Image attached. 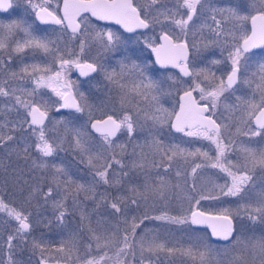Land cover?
<instances>
[{"label":"snow or ice","instance_id":"snow-or-ice-1","mask_svg":"<svg viewBox=\"0 0 264 264\" xmlns=\"http://www.w3.org/2000/svg\"><path fill=\"white\" fill-rule=\"evenodd\" d=\"M167 2L168 0H149V3L140 5L136 0H64L63 16H58L54 10H50L51 0H41L39 3L27 0V4L33 9L41 24L63 25L71 30V39L77 38V34L81 32L82 24L85 25V32L87 31L89 16L84 14H90L97 20L114 21L121 25L126 32L148 29L154 23L172 25L177 33H173L171 29H162L159 37L162 43L157 45L154 40L151 43L147 41L145 43L155 54V63L161 68L168 66L178 68L183 76L192 77L194 87L185 90L180 96L178 112L169 111L159 104L158 97L155 95L159 90L158 83L146 75L144 66L130 57H125L124 60L119 61V72L115 68L109 70L103 63H98L95 59L92 62L87 60L81 62V58L86 54L88 42L85 39H80L79 52L76 54V58L65 59L58 46L55 49L52 47L55 41L37 35L33 26L24 19H12L7 23L0 21V51H7L11 44V53L21 54L28 49H32L34 52L39 50L45 55L52 54L54 60L59 62V70L47 77L40 75L36 78L35 74L41 71L52 73L51 66L41 69L40 65L37 64H25L19 72L10 71V76L13 79L23 81L29 76L33 77L34 88L31 90L19 89L27 98L16 95L18 91L16 88L9 91L0 86V97H8L14 100V104L6 105L8 111L16 109L17 106L25 111L19 121L13 123L10 131H28L35 138L31 143L26 140L22 141L23 148H13L12 151H15L18 156L22 151V158L26 162L30 159L32 168L41 170L40 180L47 179L49 184L46 192H43L40 186L32 187L26 202H30L35 193H42L45 203L51 200L53 209L59 212L57 220L60 222H63L67 212L66 201L69 198L74 204H78L79 197L83 193L84 200H92L97 209L102 202H108V197L104 194L100 196L99 201L96 199L97 186L103 184L110 187H122V181L124 177L128 176V172L123 170L126 165L121 159H117L114 151L111 154L106 153L115 147H120L123 151L124 145H117L113 138L122 129H126L128 135L131 136L138 126V118L143 112L144 119H150L154 124L163 126L171 123V127L176 132L184 133L188 137H200L210 141L215 146L216 154L213 157L209 155V152L202 151L200 148L193 151L181 147L180 144L165 145L161 139L153 137L149 147L152 149L153 156L159 155V161L149 160V154L143 151L142 146L137 145L141 147V152L137 154L134 151L133 155H139L140 159L132 162V168L150 171L151 168L165 167L167 171L176 159H183L187 162L188 157H203L204 162L197 163L192 168L194 177L198 169L210 167L225 173L230 179V183H213V188L219 189L218 193L199 194L198 199L189 196V202L195 199V204L199 205L202 200L219 201L221 196L234 197L237 198V207L235 209L224 207L215 214L193 207L189 209L190 216L187 214L172 216L167 212L149 216L145 213L139 219L136 217H133L131 221L124 219L123 228L119 224L104 227L107 221L98 220L97 227L102 229L100 232L92 226L91 213L82 209L80 231L87 229L89 242L85 245V257L82 258L77 255L76 259L80 261V264H104L106 260L111 259L108 250L115 247L116 264H132L127 257L131 254L135 260L137 248L141 256L140 264H145V254L157 259L161 254L169 258L181 256L193 261V264H196V261H199V264H204L205 260L215 250L216 246L211 239V237H215L217 242H223L225 254L229 250L233 253L232 259L227 264H264V232L258 235L246 234L244 231L237 232L233 224L234 218L240 217L241 214L245 215L253 224L257 222L264 224V175H262L259 185L254 179L257 170L264 174V144L253 146L250 142H241L238 150L243 163L234 162L228 158L227 153L232 150L235 141L230 140L225 143L222 132V129H228V125L217 123L212 118L226 92L231 90L235 95L234 86L248 85L251 88L255 84L251 97L247 99L237 97L236 99L239 101L237 105H225V107L230 112L239 110L246 117L241 122L247 131H241L238 127V135L249 138L260 137L261 140H264V60L256 64V70L249 76L252 58L245 55L252 49L264 47V0H259V7H257L256 0H253L251 6L255 10V14L251 16L242 15L236 7L213 6L209 4L208 0H175V7L173 8L167 7ZM14 3L15 0H0V12H9L13 9ZM153 8L156 10V15L149 18V10ZM209 11L212 13L210 19L215 27L206 21L197 25V21L203 20L205 13ZM217 14L222 17V20L217 19ZM161 17H163L162 20ZM249 20L251 22L250 35L245 27ZM231 21L237 23L233 25L232 30L226 31L222 27V23L227 24ZM65 22H67L66 25ZM204 28H207L217 38L206 41L205 48L209 45L218 46L223 58L212 59L210 63L220 65L225 61H230V71L227 72L226 79L224 76H217L207 66L200 68L189 66V33L191 32L193 37L197 32L203 35ZM237 32L239 36H237ZM220 37H231L232 43L229 44L227 39L221 43ZM93 39L105 52L114 51L122 43L121 36L111 30L98 31ZM192 47L195 48L196 44L193 43ZM226 50L227 56L224 57ZM9 61H11V55H9ZM3 66L4 60L0 58V68ZM70 66L80 69L82 76L99 71L103 73L106 80L119 89L121 108L124 110L119 120L112 115H108L106 119L92 120L91 110L84 94L79 93L80 100L84 101L82 105L71 93L72 82L65 79L67 69ZM200 77L203 79H199ZM169 79L175 81L173 76H169ZM42 87L51 88L64 101L61 105L62 108H73L77 113H83L86 108H89L88 121L80 127H74L71 126L72 120L61 118L59 121H53L52 127L49 128L45 124V120L48 118L49 101L43 99L38 91ZM196 91L199 92V100L193 96V92ZM257 94L259 100L256 99ZM149 96H151V101L155 102L151 105L154 109L151 113L143 111L139 107V101H148ZM133 108L135 112H133ZM173 116L175 117L174 121L172 120ZM29 117L30 119H28ZM253 122L255 127H253ZM88 123H91V129L95 133L100 134L102 142L99 145L94 143V138L87 127ZM24 124L28 125L27 130L23 128ZM60 125H63L62 133L59 130ZM7 127V124H0V129ZM50 133H54V135H50ZM69 136H71L74 149L80 154V162L86 163L92 172L91 182H80L62 164H49L45 159L62 150L63 144ZM15 139L14 135L0 134V147H7L9 142ZM33 149L38 154L37 156H33ZM114 166H119V173L112 171ZM49 169H51L50 178L46 175ZM175 175L178 178L175 187L179 188V178L183 174L177 170ZM20 179L21 175L17 174L16 181L19 182ZM156 179L157 183L146 182L143 189L136 186L128 188L130 197L114 198L110 203L112 210L110 215L120 213L121 205L128 198L131 199L132 204H137L139 200L147 201L150 198L167 201L171 188L170 182L165 181L164 177L159 174H157ZM27 183L28 181L24 180V184ZM22 191L23 188H21ZM192 191H196L195 184L192 186ZM54 193L60 198L56 199ZM0 211L6 212L18 224L15 235L8 236L9 257L7 264H15L12 258L14 247L12 242L17 237L22 242L27 241L32 230V224L29 221L31 213L25 214L23 209L17 210L15 206H10L5 202L3 197H0ZM148 220L162 221L166 224H206L211 228V237H193L190 235L188 237L190 243L185 247L179 242L171 243L169 240L162 239L159 228L145 227L142 232L138 233V229H141V226ZM93 243L98 255H93ZM32 248L43 253L46 245L33 239ZM56 251L62 253L67 264H70L72 254L78 252L79 249L77 243H72L69 247L66 246L65 242L61 243ZM39 264H47V260L42 256ZM57 264H60V261H57ZM148 264H152L151 259H149Z\"/></svg>","mask_w":264,"mask_h":264},{"label":"rangeland","instance_id":"rangeland-1","mask_svg":"<svg viewBox=\"0 0 264 264\" xmlns=\"http://www.w3.org/2000/svg\"><path fill=\"white\" fill-rule=\"evenodd\" d=\"M4 19V16H0V21L5 23L12 19L20 18L13 17L7 18L6 20ZM33 28L37 35L45 36L49 40L55 41V44L52 45L54 49L57 46L61 47L63 43L61 37V34H63V29L61 27L33 25ZM86 34L87 31L85 32L84 25L83 29H81L80 35L84 37ZM65 36H67V34H65ZM63 39L66 41L70 38L67 36V38L64 37ZM84 39L88 42V47H86L85 56L81 59L91 62L95 59L96 62L103 63L106 67H108L109 70H111L110 67L113 65L110 63L108 64V60L115 59L116 61H120L122 56L125 54V51H129L132 48L134 49L132 51L135 52L137 49V45H133V43L129 41V38H125L127 39V42L122 41V43L111 52L103 51L99 44L93 38H90L89 35H86ZM153 40L154 38L140 40V56L143 54L142 57H140V64L146 68V75L152 80L156 81L159 85V90L155 93V95L158 97L159 104L169 111H173L176 106V95L178 92L186 88V80L184 78H179L176 74L169 71L163 73V80L159 78L162 82L158 79V75H156L149 54H147L145 43L146 41L151 43ZM70 49H72V46H64L65 53H63V56L65 59L76 58V54H70ZM28 50H26V52H28ZM115 51L122 52L113 54V56L112 53ZM60 52L62 54V50H60ZM40 53L41 51L39 50H36L33 54L31 53L34 59L28 56H26L24 59H20L19 57L22 56L23 53L15 54L11 53V50L9 52L0 51V58L4 60V66L0 68V86L5 87L9 91H11L12 88H16L18 89L16 95H21L24 96V98H27L25 94L19 91V89L26 88L31 90L34 88L35 84L33 77L29 76L23 81L19 79H13L10 76V71L19 72L25 64H37L40 65L41 69L46 66L52 67V73H45L43 71L36 73L35 77L38 78L40 75L47 77L48 75H52L56 70H59V68L55 67L54 65L56 60H54L52 54L45 55L43 52L41 54ZM9 55H11V61H9ZM41 58L45 59V62L41 63ZM261 60L262 55H258V58H256V64ZM256 64L252 62V67L248 73L249 76H251V73L256 70ZM119 71L120 70H118V72ZM98 72H96L97 74L95 76L86 78L84 80H80L72 76L71 73H68L65 75V79L72 82L71 89L73 90V94L77 98L78 102L82 105L84 104V101L80 100L79 93L84 94L86 102L91 110V117L100 116L108 112H114L117 116H120V119L124 111L121 108L120 91L105 79L103 73ZM169 76L175 77V81L169 79ZM96 77L97 79L95 80ZM5 81H7V83H5ZM254 88L255 84H253L251 88H249L248 85L235 86V95H233L231 90L226 92L221 98V102L217 109L215 110L214 117L218 119L219 123L228 125L227 130L222 129L225 143H228L230 140L235 141V144L232 145V156L229 158L234 162L239 161L240 163H243L238 150L241 142H250L253 146L264 144V140H261L260 137L249 138L238 135V127L241 129V131H247V128L241 122L242 119H246V117H244L242 112L239 110L230 112L229 109L225 107V105H237L239 103V101L236 99L237 97H242L245 99L251 97L253 95ZM38 91L39 95L42 96L43 99L49 101V109L53 108V106L58 103L59 96H57L51 88L42 87ZM256 99L259 100L258 94L256 95ZM153 103L155 102H152L151 96H149L148 101H139V107L143 109V111L151 113L154 110L151 106ZM10 104H14V100L8 97H0V124L8 125L7 128L0 129V134L14 135L16 138L14 141L9 142L7 147H0V197H3L5 202H7L10 206H15L17 210L23 209L25 214L31 213L29 221L32 224V230L30 235H28L26 242H22L18 237L12 242L14 245L12 249V258L15 264H39L42 256L46 260H61L64 264H67L64 255L56 251L60 244L65 242L66 246L69 247L72 245V243H77L79 251L72 254V260L70 264H80V261L76 259V256L79 255L82 258L85 257V245L89 242V234L87 229L85 228L83 231H80L81 210L86 209L89 213H91L92 226L97 228L98 232L102 231L101 228L97 227L98 220L107 221L104 227L114 226L118 224L117 221L119 220L116 219V214L110 215L112 212L110 208L111 201L116 197H130L131 194L127 191L130 187L136 186L143 189V185L146 182L157 183V174L163 176L165 181L170 182L171 188L168 200L161 201L159 199L153 200L150 198L147 201L139 200L137 204H132L131 199L128 198L126 202L121 205L120 217L124 215V218H128V214L125 211L135 206H139L138 208H140L139 210L141 212H146L151 216L160 215L162 212H168L169 208L177 209L180 207L181 211L178 213V215H188L189 209L194 206L203 211L211 213H217L221 208L224 207H230L233 209L237 207V198L234 197L221 196L219 201L202 200L199 205L195 204V199H192L191 202H189V196L198 199L199 194L208 195L209 192L212 194L218 193L219 189H214L213 183H230V179L219 169H198L197 174L194 177L192 175V168L197 163H203V157H188L187 162H185L183 159H176L174 160L172 167L167 171L165 170V167L151 168L150 171L147 169L143 171L139 169L134 170L132 168V162L134 160H139L140 157L139 155H133V153L134 151L137 154L141 152V147H138L137 145L142 146L143 151L149 154V160L155 159L159 161V155L153 156L152 149L149 147V143L153 137H158L164 142L165 145L180 144L181 147H185L193 151L196 148H200L202 151L208 152L212 150L214 146L211 142L203 138L188 137L181 132H172L169 130L168 124L161 126L154 124L150 119L145 120L142 112L141 116L138 118L139 124L131 136L128 135L126 129H122L118 133L120 134L121 138L123 137V140L119 143V145L126 146L124 147L123 151L121 150L123 153H117V151L113 149L117 159H121L123 164L126 165L123 170L128 172V176L124 177L122 181V187H110L103 184L98 185L96 189V199L99 201L102 194L107 195L108 197V202H102L98 209L92 200H84L83 193H81L79 197L78 204H74L72 199L69 198L66 201L67 212L63 222H60L57 220L59 212L53 209L51 200L45 203L42 193H35L31 201L26 202L32 187L40 186L43 189V192H46L49 184L47 179L43 181L40 180L42 175L41 170L33 169L31 160L29 159L26 162L22 158V151L20 156H18L15 151H12L13 148L22 149L24 146L22 141L26 140L27 142L31 143L35 138L32 137L28 131H10L13 123L19 121V119L25 114L24 109L19 108L18 106L16 109L8 111L6 105ZM89 108H86L83 113H77L75 109L64 112H48V118L46 119L45 124L51 128L53 121H59L61 118H66L72 120L71 126L80 127L89 119ZM132 110L135 112L134 108ZM26 126L27 124H24L23 126L25 130L28 128ZM59 130L61 133L63 132V125L59 126ZM50 135H54V133H50ZM92 136L94 138L95 144L99 145L102 142L100 136L94 134H92ZM118 140L119 136L114 139L116 144ZM32 154L33 156L38 155L35 153L34 149L32 150ZM106 154H111L110 150ZM45 159L49 164H62L69 171V173L80 182L88 183L92 181V172L86 163L82 164L80 162V154L74 149V146L71 143V136H69V138L64 142L62 150H59L54 154V156L47 157ZM165 164H167L166 161ZM177 170L183 174L179 178V188L175 187L178 182V178L175 175ZM112 171L119 173V166H114ZM17 174L21 175L19 182L16 181ZM46 175L50 178L51 169L48 170ZM262 175L264 174H262L260 170H257L254 179L258 185ZM33 177H35V179H33ZM24 180H27L28 183L24 184ZM193 184H195V192L192 191ZM21 188H23L22 192ZM54 197L56 199L60 198L59 196H56L55 193ZM94 209L95 211H93ZM123 221H119L120 225L123 224ZM233 224L237 232L244 231L246 234L254 233L257 235L264 232V224L259 222L253 224L243 214H241V216L238 218H234ZM17 226V222L13 218H10L7 213L0 217V264H7L9 257L8 236L15 235V229ZM145 227L159 228V234L162 239L169 240L171 243L179 242L185 247H187L190 243L188 239L190 235L193 237H209L206 229L204 230L194 228L189 224H166V222L162 221L148 220L147 222L145 221L143 226H141V229H138V233L142 232ZM33 239L46 245L45 251L43 253H40L38 249L33 250ZM212 242L216 246L215 250L205 260L204 264H227V262L231 260L233 256L231 250L225 254L223 242H217V240H212ZM112 249H114V247L108 250L109 257H111ZM93 255H98L95 252L94 243ZM127 259L131 261L132 264H140L141 256L139 249H136L135 260H133L131 254L128 255ZM149 259H151L152 264H193V261L181 256L169 258L161 254L157 259L156 257H149L148 254H145V264H148ZM106 261L109 263V259ZM196 264H199V261H196Z\"/></svg>","mask_w":264,"mask_h":264},{"label":"flooded vegetation","instance_id":"flooded-vegetation-1","mask_svg":"<svg viewBox=\"0 0 264 264\" xmlns=\"http://www.w3.org/2000/svg\"><path fill=\"white\" fill-rule=\"evenodd\" d=\"M33 2L34 3H39V2H41V0H33ZM136 2L139 3L140 5H145V4L149 3V0H136ZM208 2H209V4H211L213 6H216V7H236L240 11V13L242 15L251 16V15L255 14V10L251 6L252 3H253V0H208ZM61 4H62V0H51V3L49 5L50 10H54L58 16H62L61 10H60ZM256 4H257V7H259V0H256ZM157 7H159V6H157ZM167 7H169V8L175 7V0H168ZM84 15H88L89 16V25H88V29H87V34L86 35H89L90 38H93L95 36L96 32H98V31H105L106 32L108 30H111V31L119 34L121 36V38H122V41L127 42V39H125V38H129V41H131L133 43V45L134 44L137 45V49H136L135 52L132 51V50H134L132 48L129 51H125L124 52L125 54L122 56L120 61L124 60L125 57H130L132 60H135L137 63L140 64V57H142V55H143L142 54L140 56V40L154 38L155 43L158 45L159 43H161V40L159 39V37H160V35L162 33V29L163 30L171 29L173 33H177V30H175L172 27V25H170L168 23H165L163 25L160 24V23H154L148 29H137L135 32H126L125 30H123L116 23L104 22V21H101V20H97L96 18L91 17L90 14H84ZM142 15H143V12H142ZM155 15H156L155 8L150 9L149 10V18H151V17H153ZM211 15H212V13L210 11L206 12L204 19L203 20H198L197 21V25H199L200 23H203V22L206 21L208 24H212V26L215 27V25L212 23V21L210 19ZM0 16H4L5 17L4 20H6L7 18L18 17L20 19H24L25 21H27L28 24H31L32 26L35 25V26H49V27L50 26H56V27H59V28L61 27L63 29V34H61L63 43H62L61 47H59V49L62 50V54L65 53V51H64V46L65 45L67 47L72 46V49H70V53L71 54H77L79 52L80 39H84V37L86 36L85 35L84 37H82L80 35V33H78L76 39H71V37H72L71 30L66 29L65 26L56 25V24H53V23L41 24L37 20L33 9L27 4V0H15L13 9L9 10V12H7V13L0 12ZM162 19H163V17H161V20ZM217 19H221L222 20V17L219 14H217ZM236 23H237L236 21H231V22H229L227 24H223L222 23V27H224V29L226 31L232 30L233 29V25L236 24ZM83 27H84V25L82 24L81 29H83ZM245 27H246V29L248 31V34H249L251 32V22H250V20L246 22ZM65 34H67V36L70 38L69 40L64 41L63 38L64 37L67 38V36H65ZM237 36H239L238 32H237ZM215 39H217L215 37V35L213 33H211L207 28L203 29V35H201L200 32H197L195 37H193L191 32L189 33V36H188L189 66L190 67L194 66L196 68L207 66L208 68L211 69V71L215 72L217 76H224V78L226 79V74H227L228 71H230V61H225L224 63H222L220 65H212L210 63V61L212 59H223L221 57V55H220V48L218 46H216V45H209L207 48H205V46H204L206 41L215 40ZM219 39H220L221 43H223V41L225 39H227L229 41V44L232 43V38L231 37H220ZM193 43L196 44L195 48L192 47ZM146 49H147V54H149V57H150L151 62L153 64V67H154V70L156 72V75H158V79L161 78V80H163L164 79L163 73L166 72V71H169V72H172V73L176 74L179 78H184L186 80V86H185L186 88H184L183 90H188L191 87H194V85L192 84V77H185V76L181 75L173 67L168 66L167 68H161L160 66L156 65L153 62V59L151 57V53L149 51V47L147 46V44H146ZM10 50H11V47H9V49L6 52H9ZM121 52L115 51V52L112 53V55L113 54H118V53H121ZM31 53L33 54L34 52H33L32 49L31 50L29 49L28 52L25 51L23 53V55L20 56L19 58L20 59H24L26 56H28V57L34 59V57H33V55ZM245 55L251 57L252 58V62L254 64H256V58H258V55H262V60H264V47H259V48L252 49L249 53H245ZM226 56H227V50L224 52V57H226ZM81 61H84V59H81ZM43 62H45V59L41 58V63H43ZM89 62H91V61H89ZM109 63L111 65H113L112 67H110V69L115 68L117 72H118V70H120L119 61H116L115 59H111V60H108V64ZM54 65H55V67L59 68V62L58 61H55ZM68 73H71L72 76H74V77H76V78H78L80 80H84L86 78L93 77V76H95L97 74L96 72H94V73H90L88 75H85L84 77H80L74 72L73 66H70L67 69L66 74H68ZM97 77H98V75H97ZM97 77L95 78V80L97 79ZM199 79L202 80L203 78L200 77ZM183 90H181V91H183ZM72 92H73V90H72ZM180 92H178V94ZM178 94L176 95V105H177V96H178ZM193 96L197 100H199V92L198 91L193 92ZM58 102H59V100H58ZM201 103H204V102H201ZM112 104H115V103H112ZM117 104H120V103H117ZM54 106H53V108H54ZM175 108H176V106H175ZM63 111H67V110L55 111L53 109V112H63ZM105 115H112L117 120H119V117H120V116H117L116 113H114V112H108V113H105V114L100 115V116H92V118H94V117L95 118H100V117H103ZM212 118L215 119L217 121V123H219L218 119H216L214 116ZM26 127H28V125ZM87 127H88V125H87ZM89 131L92 134H94V135L100 136L99 133H95V132H93L90 129H89ZM118 133H117L116 137L113 138V139H115V138H117L119 136V140L117 142V145H119V143L123 140V137L121 138L120 134H118ZM124 147H126V146L124 145ZM114 149L117 151V153H120V152L123 153L121 151L120 147H115ZM112 151H113V149L110 150V152H112ZM5 213L6 212H1L0 211V217L3 216Z\"/></svg>","mask_w":264,"mask_h":264},{"label":"water","instance_id":"water-1","mask_svg":"<svg viewBox=\"0 0 264 264\" xmlns=\"http://www.w3.org/2000/svg\"><path fill=\"white\" fill-rule=\"evenodd\" d=\"M63 5H64V0H62V4H61V8H60V10H61V14H62V16H63ZM95 18V17H94ZM101 21H103V20H101ZM104 22H112V23H115L114 21H104ZM66 23L67 22H65V25H66ZM118 25V24H117ZM122 29H123V27L121 26V25H119ZM67 29V28H66ZM68 30H70V29H68ZM124 30V29H123ZM251 34V32L249 33V35ZM161 43H162V41H161ZM149 51H150V53H151V57H152V59H153V62L155 63V59H156V57H155V54L151 51V49L149 48ZM81 62H83V61H81ZM156 64V63H155ZM156 65H158V64H156ZM158 66H160V65H158ZM171 67V66H170ZM179 73H180V71H179V69L178 68H175ZM73 70H74V72L78 75V76H80V77H84V76H82L81 74H80V69H78V68H76V67H74L73 66ZM90 74V73H89ZM181 75H183L182 73H180ZM185 90H183V91H181L179 94H178V96H177V105H176V108L174 109L175 111H179V103H180V96H182L183 95V92H184ZM71 93H72V95H73V92H72V90H71ZM74 96V95H73ZM64 103V101L59 97V102H58V104L57 105H55L54 106V110L55 111H62V110H73V108H62L61 107V105ZM107 116L108 115H105V116H103V117H100V118H92V120L94 121V120H96V119H106L107 118ZM28 119H30V117L28 118ZM174 119H175V117L173 116L172 117V120L174 121ZM253 126L255 127V125H254V122H253ZM168 127H169V130L170 131H172V132H176V130L174 129V128H172L171 127V123H168ZM88 128L90 129V130H92L91 129V123H88ZM93 132H94V130H92ZM177 133V132H176ZM195 208H197V207H195ZM199 209V208H198ZM199 210H201V209H199ZM201 211H203V210H201ZM206 212V211H205ZM213 214H215V213H213ZM188 215L190 216V211L188 212ZM190 226H192V227H194V228H205L206 229V231H207V234H208V236L209 237H211V228H209L206 224H202V225H190ZM211 239L212 240H216V238L215 237H211ZM57 261H60V264H64L61 260H47V264H57Z\"/></svg>","mask_w":264,"mask_h":264},{"label":"trees","instance_id":"trees-1","mask_svg":"<svg viewBox=\"0 0 264 264\" xmlns=\"http://www.w3.org/2000/svg\"><path fill=\"white\" fill-rule=\"evenodd\" d=\"M49 112H53V109L52 108H50L49 109ZM64 112V111H63ZM210 142V141H209ZM209 152V155H211V156H215V146H213V149L212 150H210V151H208ZM232 152H233V150H231V151H229L228 153H227V156H228V158H230L231 156H232ZM207 169H213V168H210V167H206ZM192 206H194V205H192ZM139 206H135V207H132L131 209H128V210H126L125 212L128 214V218H124V215H122L121 217H120V213H117L116 215V219H118L119 221H123L124 219H127V220H129V221H131V219L133 218V217H136L137 219H139V218H142L143 217V215L146 213H143V212H141L139 209L140 208H138ZM195 207V206H194ZM193 208V207H192ZM198 208V207H197ZM180 211H181V208L179 207V208H177V209H172V208H169L168 209V214L169 215H172V216H181V215H178V213H180ZM175 214V215H174ZM149 215V214H148ZM149 216H151V215H149ZM119 221H117V223L120 225V223H119ZM147 222V221H146ZM145 224V223H144ZM190 225V224H189ZM123 224H121L120 225V227L121 228H123ZM143 226V225H142ZM192 227V226H191ZM198 229H204V228H198ZM205 230V229H204ZM115 252H116V248L114 247V249H112L111 250V259H109V263L107 262V261H105L104 262V264H116V255H115Z\"/></svg>","mask_w":264,"mask_h":264}]
</instances>
